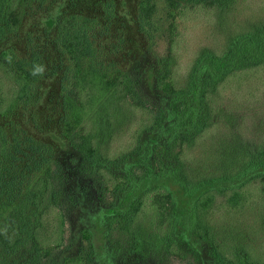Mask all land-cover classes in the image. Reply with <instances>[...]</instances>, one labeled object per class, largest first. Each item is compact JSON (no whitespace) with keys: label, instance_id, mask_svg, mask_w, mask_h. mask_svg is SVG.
I'll return each mask as SVG.
<instances>
[{"label":"trees","instance_id":"trees-1","mask_svg":"<svg viewBox=\"0 0 264 264\" xmlns=\"http://www.w3.org/2000/svg\"><path fill=\"white\" fill-rule=\"evenodd\" d=\"M29 1L44 15L43 44L29 31L19 49L8 42ZM241 2L136 0L133 14H121L119 0H0L5 264L25 240L34 258L63 242L55 144L77 153L78 172L104 201L114 249L184 258L186 236L204 250L200 259L208 248L213 264H264V88L254 99L244 90L249 78L264 76V0L238 18ZM199 14L213 24V43L195 48L181 67L186 17ZM127 15L147 43L143 52L165 41L149 64L163 101L147 100L117 59ZM49 78L58 88L57 114L42 126L37 107ZM81 234L89 239L87 228Z\"/></svg>","mask_w":264,"mask_h":264},{"label":"rangeland","instance_id":"rangeland-1","mask_svg":"<svg viewBox=\"0 0 264 264\" xmlns=\"http://www.w3.org/2000/svg\"><path fill=\"white\" fill-rule=\"evenodd\" d=\"M29 1L24 4L23 17L17 33L9 40V44H13L19 49L25 47L26 33L33 32L35 39L40 45L43 44L42 26L39 24L44 15L41 11H34L37 6ZM136 0H119V6L122 9L120 13L126 12L133 14ZM259 0H242L235 8L234 14L240 18L245 16L257 6ZM130 16L121 19V30L125 36V44L118 55L121 67L129 70L138 78V89L143 96L154 103L163 101L157 96L156 89L153 86L150 77L149 64L154 61L156 55L163 54L165 51V41L161 38L151 45V50L143 52L146 41L137 35L133 24L130 22ZM208 17L204 15H189L186 17L181 35L183 52L180 58V64L184 65L192 51L200 45H209L213 43L211 34L212 22L208 21ZM214 27V26H213ZM137 55L136 58L133 56ZM133 57V58H132ZM249 83H245L244 87L250 92L249 95L257 97L260 90L264 88V76L255 75L249 78ZM239 87V86H238ZM46 90L42 103L37 107L38 121L42 126L47 121H55L57 114L58 88L54 79H47L44 82ZM235 94H240V89L233 90ZM229 93L232 95V91ZM247 94V93H246ZM40 113V114H39ZM52 119V120H51ZM0 122H4L0 119ZM34 134L39 133L34 128ZM51 142L49 136L43 137ZM55 155L53 158V167L56 169V178L54 177V190H56L57 201L63 206L66 213V221L64 226L63 242L50 252L44 253L39 258H34V251L30 249L27 240L20 243L14 252L8 258V264H66L68 258L80 256L79 264H210L213 260L210 251L206 246L205 255L202 259L199 252L204 251L199 245H193L192 240L186 238L181 240L180 244L184 249L185 257L179 258L175 255L165 259H159L152 255L141 257L135 253H131L128 249H114L115 244L110 239L109 226L102 217V210L106 208L104 201L98 196V192L93 185H90L89 179L78 172L77 169V153L67 144H55ZM78 160V158H77ZM87 228L89 239H85L81 234V229ZM202 245V244H201ZM149 257V258H148ZM196 259V260H195ZM0 264H5L0 257Z\"/></svg>","mask_w":264,"mask_h":264},{"label":"clouds","instance_id":"clouds-1","mask_svg":"<svg viewBox=\"0 0 264 264\" xmlns=\"http://www.w3.org/2000/svg\"><path fill=\"white\" fill-rule=\"evenodd\" d=\"M39 67V69H40V73L42 74L43 73V66L41 65V66H38ZM34 74H36L35 72H34Z\"/></svg>","mask_w":264,"mask_h":264}]
</instances>
